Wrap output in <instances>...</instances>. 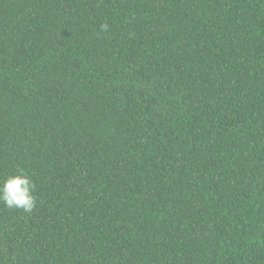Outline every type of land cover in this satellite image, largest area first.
<instances>
[{
    "label": "trees",
    "instance_id": "1",
    "mask_svg": "<svg viewBox=\"0 0 264 264\" xmlns=\"http://www.w3.org/2000/svg\"><path fill=\"white\" fill-rule=\"evenodd\" d=\"M20 170L0 264H264V0H0Z\"/></svg>",
    "mask_w": 264,
    "mask_h": 264
},
{
    "label": "clouds",
    "instance_id": "2",
    "mask_svg": "<svg viewBox=\"0 0 264 264\" xmlns=\"http://www.w3.org/2000/svg\"><path fill=\"white\" fill-rule=\"evenodd\" d=\"M101 27L105 31L108 29L107 24H103ZM34 193L35 184L24 170H20L0 182V202L9 208L21 209L30 213L36 205Z\"/></svg>",
    "mask_w": 264,
    "mask_h": 264
}]
</instances>
